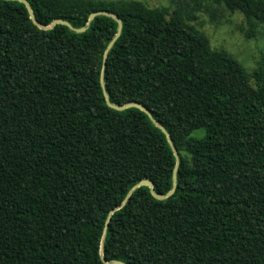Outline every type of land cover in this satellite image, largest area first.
<instances>
[{
  "label": "trees",
  "instance_id": "obj_1",
  "mask_svg": "<svg viewBox=\"0 0 264 264\" xmlns=\"http://www.w3.org/2000/svg\"><path fill=\"white\" fill-rule=\"evenodd\" d=\"M27 1L43 25L122 29L104 58L111 16L41 29L0 0V264H264V52L249 71L194 24L220 7L253 37L264 0ZM103 63L109 101L170 134L175 182L161 128L107 105ZM142 179L173 193L122 204Z\"/></svg>",
  "mask_w": 264,
  "mask_h": 264
},
{
  "label": "rangeland",
  "instance_id": "obj_2",
  "mask_svg": "<svg viewBox=\"0 0 264 264\" xmlns=\"http://www.w3.org/2000/svg\"><path fill=\"white\" fill-rule=\"evenodd\" d=\"M150 7L168 6L175 8L177 1H187L190 5L193 0H139ZM208 7H214L206 1ZM215 18L207 11L197 12V20L194 24L209 39L214 48H222L238 60L245 68L252 71L256 67V61L264 52V25H260L253 37H247L242 30L245 24L241 13H231L222 8L215 12ZM203 130L194 131L193 135H201Z\"/></svg>",
  "mask_w": 264,
  "mask_h": 264
},
{
  "label": "water",
  "instance_id": "obj_3",
  "mask_svg": "<svg viewBox=\"0 0 264 264\" xmlns=\"http://www.w3.org/2000/svg\"><path fill=\"white\" fill-rule=\"evenodd\" d=\"M17 1H20L22 2L28 12H29V15H30V18L33 20V22L41 29H50L52 28L54 25L56 24H63V25H66L67 27H69L70 29L76 31V32H82L84 31L86 28H87V25L89 24V22L97 15V14H104V15H107V16H111L112 18H114L117 23H118V26H117V31H116V34L115 36L113 37L112 41H110V43L107 45L106 47V50L104 52V58L106 57V53L108 52V50L112 47V44L113 42L115 41L116 38H118V36L120 35L121 33V29H122V22L119 18H117L115 15L113 14H110L108 12H102V11H98V12H93L89 15V18H88V21H87V24L86 26L84 27H80V28H75L73 27L68 21L66 20H63V19H54L49 25H43V24H40L36 21L35 17H34V14L32 12V9H31V6L30 4L28 3L27 0H17ZM103 73H104V63H103V67H102V70H101V86L103 88V94H104V97H105V100H106V103L109 107L115 109V110H118V111H121V110H124L126 108H129V107H136V108H139L140 110L144 111L146 114H148V116L152 119V121L158 126L161 128V130L163 131V133L165 134L169 144L171 145L172 147V150H173V153H174V156H175V159H176V164H175V168H174V171H173V180L175 182L176 180V173H177V167H178V163H179V156H178V152L176 150V148L174 147L173 143H172V139H171V136L170 134L168 133V131L161 125L159 124L156 120H154L152 118V115L151 113L144 107V105H142L141 103H138V102H128V103H125V104H122V105H117V104H113L109 101V98H108V94L106 92V90L104 89V82H103ZM140 186H148L150 188V191L152 193V195L156 198V199H159V200H162V199H165L169 196H171V194L173 193V190L174 188H172L168 193L166 194H158L154 191L153 189V183L149 180V179H142L141 181H139L136 185H134L132 187V189L128 192L125 200L122 202V204L126 201V199L129 197L130 193L137 187H140ZM120 206L116 207L115 209H118ZM112 212V211H111ZM102 251H103V246H102V242H101V245H100V253L102 254ZM102 260L107 263V264H125L121 261H118V260H114V261H111V262H108L105 260V258L102 256Z\"/></svg>",
  "mask_w": 264,
  "mask_h": 264
}]
</instances>
